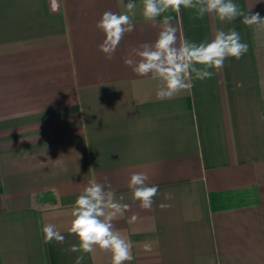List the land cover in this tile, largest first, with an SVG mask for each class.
Wrapping results in <instances>:
<instances>
[{"label":"crops","instance_id":"0c3cea01","mask_svg":"<svg viewBox=\"0 0 264 264\" xmlns=\"http://www.w3.org/2000/svg\"><path fill=\"white\" fill-rule=\"evenodd\" d=\"M235 2L264 17V0ZM125 3L0 0V264H75L71 206L90 180L105 177L130 206L113 221L134 244L126 264H264V26L166 13L178 42L234 27L249 49L160 100L161 82L124 63L139 61L134 50L161 30L160 19L144 21L143 0L113 59L99 50L96 23ZM135 172L159 185L150 210L128 188ZM48 223L63 243H44ZM84 255L83 264L112 261L99 248Z\"/></svg>","mask_w":264,"mask_h":264},{"label":"clouds","instance_id":"9594fccd","mask_svg":"<svg viewBox=\"0 0 264 264\" xmlns=\"http://www.w3.org/2000/svg\"><path fill=\"white\" fill-rule=\"evenodd\" d=\"M124 7L125 10L120 13L105 11L96 23V28L104 34L99 50L106 60L113 59L125 35L135 30L136 0H126ZM52 8L56 10L57 5L53 3ZM182 8L192 10L196 19L212 15L221 22L241 18L247 26H264V17L250 11L246 14L235 0H143L144 21L154 23L160 19L161 30L154 44L145 43L134 50L139 61L128 57L124 63L138 76L161 82L156 91L160 100L191 89L196 80L211 79L216 70L224 67L226 59L239 60L249 49L248 43L242 41L234 27L227 31L218 30L211 40L195 42L185 37L178 42L177 29L172 24V17L166 13L179 14ZM242 86V83L237 85ZM148 180L146 172H135L128 183L133 200L139 201L140 207L145 210L152 208L154 197L159 192V185H150ZM169 206L160 205L161 208ZM71 209L73 219L69 232L78 238L79 243L73 244L69 251L81 253L76 256L75 264H83L84 254H91L96 248L111 252V264H126L135 259L133 242L122 236L113 224L114 219L128 211L130 206L117 201L107 177L105 183L94 178L90 180ZM138 218L133 214L130 222ZM42 231L45 244L52 241L63 243L65 240L64 234L54 224H45ZM143 251L153 253L154 249L146 243Z\"/></svg>","mask_w":264,"mask_h":264}]
</instances>
